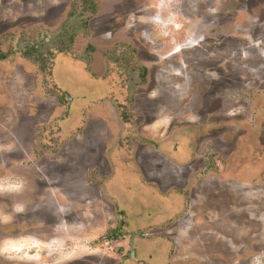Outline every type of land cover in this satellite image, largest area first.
Here are the masks:
<instances>
[{
	"label": "rangeland",
	"instance_id": "1",
	"mask_svg": "<svg viewBox=\"0 0 264 264\" xmlns=\"http://www.w3.org/2000/svg\"><path fill=\"white\" fill-rule=\"evenodd\" d=\"M153 256L264 264V0H0V264Z\"/></svg>",
	"mask_w": 264,
	"mask_h": 264
},
{
	"label": "flooded vegetation",
	"instance_id": "2",
	"mask_svg": "<svg viewBox=\"0 0 264 264\" xmlns=\"http://www.w3.org/2000/svg\"><path fill=\"white\" fill-rule=\"evenodd\" d=\"M79 65V64H78ZM147 69V71H148V68H146ZM147 71H145L144 70V72L142 73V74H140L139 72H135V73H133L135 76L134 77H137V74H140V76H138L137 78H135V79H138V80H140V83L142 82V80H144L143 78H145L146 77V74H147ZM121 73V72H120ZM149 73V72H148ZM122 74H124V73H122ZM132 78V77H131ZM133 79V78H132ZM71 90L73 91L74 89L73 88H71ZM64 92V91H63ZM64 93H68V92H64ZM73 100V98L72 97H69V101H72ZM177 145V144H176ZM174 151L175 152H177V148H176V146H175V148H174ZM96 178H92V184H91V186H93V187H95L96 186ZM160 246H158V248H155L154 249V253L156 254V255H160L161 257L164 255L165 256V253H163L160 249ZM158 252H160V253H158ZM131 258H133V254L131 255ZM163 258V257H162ZM152 259H154V260H150V261H148V260H143V259H140L139 257L136 259V261L138 262L137 264H142V263H147V264H151V262L153 263L154 261H155V256H153V258ZM160 259V261H161V263H163V262H165V261H163L161 258H159ZM165 260V259H164ZM135 261V262H136ZM163 261V262H162Z\"/></svg>",
	"mask_w": 264,
	"mask_h": 264
},
{
	"label": "trees",
	"instance_id": "3",
	"mask_svg": "<svg viewBox=\"0 0 264 264\" xmlns=\"http://www.w3.org/2000/svg\"><path fill=\"white\" fill-rule=\"evenodd\" d=\"M111 240V241H118L120 239V236L118 235V232H110L109 235L107 236V240Z\"/></svg>",
	"mask_w": 264,
	"mask_h": 264
}]
</instances>
